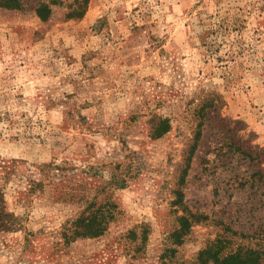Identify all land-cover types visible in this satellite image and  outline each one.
Masks as SVG:
<instances>
[{
	"label": "rangeland",
	"instance_id": "obj_1",
	"mask_svg": "<svg viewBox=\"0 0 264 264\" xmlns=\"http://www.w3.org/2000/svg\"><path fill=\"white\" fill-rule=\"evenodd\" d=\"M60 1L0 10V264H264V0Z\"/></svg>",
	"mask_w": 264,
	"mask_h": 264
},
{
	"label": "trees",
	"instance_id": "obj_2",
	"mask_svg": "<svg viewBox=\"0 0 264 264\" xmlns=\"http://www.w3.org/2000/svg\"><path fill=\"white\" fill-rule=\"evenodd\" d=\"M88 0H74L69 7H73L68 13V18H79L81 17L86 8ZM34 3V0H0V10L7 11H23L27 8H31L35 16L41 18L42 20L47 19L51 15L52 5H61L63 2L60 0H39L33 6L28 4ZM163 124V123H162ZM169 126L164 124L160 131L163 134L168 130ZM2 212L0 211V218ZM108 218L114 217L113 212L106 213ZM105 218L104 213L101 210H95L90 212L86 216H80L78 221H76L71 227L66 228L69 235L63 234L66 240H70L74 236L80 237H99L102 235L106 226L103 225L101 221ZM254 251L251 249L238 248L234 252L228 253L223 256V264H259V261H255L257 256H254Z\"/></svg>",
	"mask_w": 264,
	"mask_h": 264
}]
</instances>
